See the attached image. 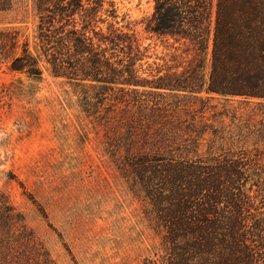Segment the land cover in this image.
<instances>
[{"label":"trees","instance_id":"16d2710c","mask_svg":"<svg viewBox=\"0 0 264 264\" xmlns=\"http://www.w3.org/2000/svg\"><path fill=\"white\" fill-rule=\"evenodd\" d=\"M152 2L141 24L149 38L174 42L167 69L120 26L116 0H34L35 47L1 30L0 55L33 78L44 61L86 114L123 131L125 151L113 146L112 157L162 236L160 253L141 264H264V0ZM13 5L0 0V13ZM216 98L258 103L246 114ZM196 102L201 120L190 115ZM0 210V264H29L13 240L19 216L6 200ZM36 256L54 264L46 250Z\"/></svg>","mask_w":264,"mask_h":264},{"label":"rangeland","instance_id":"374dc122","mask_svg":"<svg viewBox=\"0 0 264 264\" xmlns=\"http://www.w3.org/2000/svg\"><path fill=\"white\" fill-rule=\"evenodd\" d=\"M116 2L120 26L151 46L150 62L174 65V42L144 33L141 21L153 12L152 0ZM13 4L0 13V31H20L33 49L39 23L34 0ZM40 68L41 78L14 73L0 55V202L19 216L15 247L29 264H39L37 248L54 264H141L159 254L162 236L146 216L148 206L111 154L113 146L124 153L118 148L123 131L86 114L74 89L54 79L44 61ZM255 103L216 98L212 105L248 114ZM196 104L190 115L201 120L204 105Z\"/></svg>","mask_w":264,"mask_h":264}]
</instances>
